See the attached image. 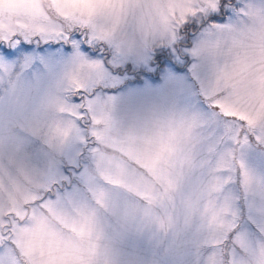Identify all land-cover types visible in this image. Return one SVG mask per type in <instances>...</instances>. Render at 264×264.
<instances>
[{"label": "snow or ice", "instance_id": "6c2138e0", "mask_svg": "<svg viewBox=\"0 0 264 264\" xmlns=\"http://www.w3.org/2000/svg\"><path fill=\"white\" fill-rule=\"evenodd\" d=\"M182 35L207 109L119 128L106 64ZM0 264H264V0H0Z\"/></svg>", "mask_w": 264, "mask_h": 264}, {"label": "rangeland", "instance_id": "374dc122", "mask_svg": "<svg viewBox=\"0 0 264 264\" xmlns=\"http://www.w3.org/2000/svg\"><path fill=\"white\" fill-rule=\"evenodd\" d=\"M186 39L182 35L177 42L179 51L161 45L137 48L117 64H106L112 79L107 87L98 91V95L119 128L139 131L163 119L207 109L202 92L204 72L199 67L194 68L198 61L190 54L196 37L185 43ZM185 48L188 51H184ZM162 52H166L172 63L157 69L152 66L151 59ZM108 55L111 59V53ZM102 58L100 55L92 57Z\"/></svg>", "mask_w": 264, "mask_h": 264}, {"label": "flooded vegetation", "instance_id": "af4514ba", "mask_svg": "<svg viewBox=\"0 0 264 264\" xmlns=\"http://www.w3.org/2000/svg\"><path fill=\"white\" fill-rule=\"evenodd\" d=\"M165 53H166V52H162V53L159 54V55L153 56L152 59H151V64H152V66H155V67L158 69V68H159L161 65H163V64H169V63H172V62L169 61V59H167V62H162V61H161L160 57H161L162 55H164Z\"/></svg>", "mask_w": 264, "mask_h": 264}]
</instances>
